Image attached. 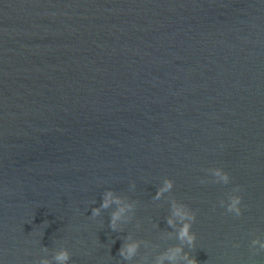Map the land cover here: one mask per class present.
<instances>
[{
    "label": "water",
    "instance_id": "1",
    "mask_svg": "<svg viewBox=\"0 0 264 264\" xmlns=\"http://www.w3.org/2000/svg\"><path fill=\"white\" fill-rule=\"evenodd\" d=\"M108 190L137 202L123 231L91 218ZM173 197L198 264H264V0H0V264H128L129 234L151 261Z\"/></svg>",
    "mask_w": 264,
    "mask_h": 264
},
{
    "label": "clouds",
    "instance_id": "2",
    "mask_svg": "<svg viewBox=\"0 0 264 264\" xmlns=\"http://www.w3.org/2000/svg\"><path fill=\"white\" fill-rule=\"evenodd\" d=\"M208 174L213 178L211 181L201 180L203 183H215L228 185L231 182L229 173L222 168L216 167L206 170ZM134 188L135 185L133 184ZM174 188V181L170 178H164L162 185L157 189L154 200H161L165 197L166 193H170ZM242 190L239 186L232 189V192L228 194V199L225 201L221 199L219 206L226 209V214H232L235 217L243 215L244 209L241 204L243 197L238 195ZM115 206V210L110 214L109 227L112 231H123L122 225L129 223L133 215L135 214L137 202L129 201L126 197H122L116 194L112 190H108L103 194L102 203L99 207H94L91 210V218H96L101 215L102 210H107ZM196 222V212L191 210L188 205L177 201L174 197L170 200V213L166 217V223L168 227L172 229L166 233L164 239H173L179 241L178 244L166 248L163 252H160L155 258L149 261V257L146 255L142 258V264H198L195 256L191 255L189 251H185V248L193 249L196 243V234L192 231L193 224ZM139 228L140 225L137 224ZM158 227V225H157ZM148 248L149 242L144 240L133 239L129 234L126 241L121 246L118 255L123 261L132 264L137 257L141 246ZM239 245H233L238 247ZM250 249L253 255L264 253V238L257 236L251 240ZM45 253L48 252V248L42 249ZM71 260V253L66 247H60L54 251L51 258H40L36 261V264H69Z\"/></svg>",
    "mask_w": 264,
    "mask_h": 264
}]
</instances>
